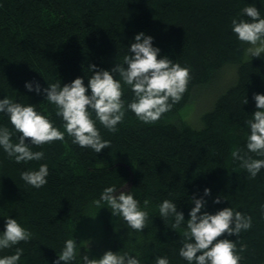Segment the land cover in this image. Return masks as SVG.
Returning <instances> with one entry per match:
<instances>
[{
  "label": "trees",
  "instance_id": "1",
  "mask_svg": "<svg viewBox=\"0 0 264 264\" xmlns=\"http://www.w3.org/2000/svg\"><path fill=\"white\" fill-rule=\"evenodd\" d=\"M249 5L264 18V0H0V100L34 105L61 131L55 106L43 92L28 91L26 82L43 89L81 77L87 86L93 74L88 66L110 71L129 54L140 32L153 38L161 57L191 69L187 92L158 123L143 124L128 111L113 134L97 122L102 137L111 141V148L98 154L72 144L67 135V144L33 146L45 158L27 164L15 163L0 148V233L6 218H14L33 234L27 243L0 250V257L19 247L24 253L18 264H53L65 241L74 238L78 255L72 264H83L85 254L99 258L108 250L128 252L141 264H156V257L165 256L170 264H188L179 256L180 234L168 228L158 205L171 200L187 220L193 198L203 197L202 211L215 214L232 207L252 217L251 229L222 238L238 248L247 245L240 264H264V169L250 179L231 158L234 147L246 151L245 122L257 110L253 94H264V55L246 61L247 45L231 30L232 18H241V9ZM230 64L236 66L235 79L201 114L200 126L182 119L180 108L216 87ZM132 95L125 87L126 102ZM0 126L13 131L17 142L19 133L4 113ZM45 163L46 185L36 189L21 180V172ZM112 185L132 193L142 207L145 199L150 201L142 232L128 228L106 204H93ZM205 188L211 195L204 196ZM218 195L222 202L213 203ZM91 224L98 227L88 237L85 228Z\"/></svg>",
  "mask_w": 264,
  "mask_h": 264
},
{
  "label": "clouds",
  "instance_id": "2",
  "mask_svg": "<svg viewBox=\"0 0 264 264\" xmlns=\"http://www.w3.org/2000/svg\"><path fill=\"white\" fill-rule=\"evenodd\" d=\"M239 19L232 18L231 30L243 45L244 58H260L264 54V18L255 6L241 9ZM244 17H247L245 19ZM122 62L110 71L98 69L90 64L88 70L93 74L85 86L84 79L77 77L71 83L61 86L60 82L48 84L41 89L39 83L26 82L28 91L45 95L46 101L55 106V115L63 121V131L57 127L48 115L37 111L32 104L24 105L6 97L0 100V113L8 116L15 133H19L17 142H13V131L0 126V148L15 163L41 161L44 151H33L32 147H42L60 141L67 144L65 136L72 144L93 150L96 154L111 148V141L104 139L97 122L109 133L118 132L126 113L131 111L143 124H155L162 116L170 112L179 103L188 90L191 69L173 62L167 56H160V49L153 46V38L140 32L135 35ZM126 66V67H125ZM114 74H118L117 80ZM125 87L130 89L132 98L125 101ZM91 94L89 95L88 92ZM256 111L245 123L249 129L246 134V151L234 147L231 158L238 162L239 168L246 170L250 179H254L264 169V94L254 93ZM245 98L243 104H247ZM27 141V142H26ZM258 157V158H254ZM48 165L40 164L38 170L21 172V180L33 188L39 189L48 183ZM211 195L209 188L204 196ZM218 195L213 203H221ZM107 205L114 217L136 232H142L149 221L147 211L150 201L145 199L143 207L134 195L118 190L116 185L106 187L99 199L93 201L97 208ZM189 218L177 210L176 203L165 199L158 205L159 216L167 222L168 228L179 233L181 247L179 256L188 264H240L247 245L237 243L225 236L239 237L252 227V217L232 207H225L211 214L205 209L207 201L193 198ZM33 234L21 226L14 218H6L4 230L0 233V250L11 249L21 242H29ZM74 238L67 239L58 259L53 264H72L78 255ZM24 253L17 247L15 253L0 257V264H18ZM83 264H141L138 257L128 252L105 251L99 258L81 256ZM156 264H170L168 257H156Z\"/></svg>",
  "mask_w": 264,
  "mask_h": 264
},
{
  "label": "rangeland",
  "instance_id": "3",
  "mask_svg": "<svg viewBox=\"0 0 264 264\" xmlns=\"http://www.w3.org/2000/svg\"><path fill=\"white\" fill-rule=\"evenodd\" d=\"M264 55V54H261ZM235 66V65H234ZM233 65H227L222 69L221 76L219 82L216 84V87H211L206 92H203L196 97L195 100L188 102L187 104L183 105L179 112L181 118L190 123L193 126H200V116L203 112L207 111L215 98L228 86L230 85L235 76V67ZM97 225L91 224V226H87L85 231L88 232V237L94 235L97 229Z\"/></svg>",
  "mask_w": 264,
  "mask_h": 264
}]
</instances>
